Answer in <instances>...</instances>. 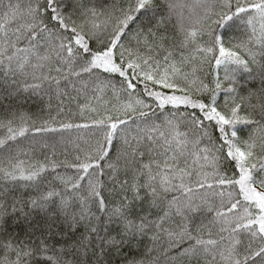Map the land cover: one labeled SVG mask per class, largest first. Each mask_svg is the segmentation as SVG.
<instances>
[{"label": "snow or ice", "instance_id": "obj_1", "mask_svg": "<svg viewBox=\"0 0 264 264\" xmlns=\"http://www.w3.org/2000/svg\"><path fill=\"white\" fill-rule=\"evenodd\" d=\"M0 264H264V0H0Z\"/></svg>", "mask_w": 264, "mask_h": 264}]
</instances>
